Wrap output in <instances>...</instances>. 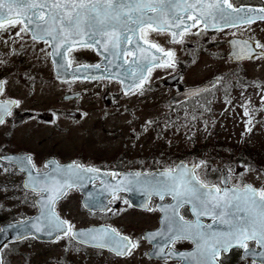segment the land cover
Segmentation results:
<instances>
[{"label":"snow or ice","instance_id":"snow-or-ice-1","mask_svg":"<svg viewBox=\"0 0 264 264\" xmlns=\"http://www.w3.org/2000/svg\"><path fill=\"white\" fill-rule=\"evenodd\" d=\"M257 21L264 25V0L259 3L244 0H0V41L9 49L6 55H18L25 47H30L40 54L39 59L51 61L55 79L70 90L65 99L77 101L88 89L71 91L76 81H94L99 87L116 82L125 96L144 95L154 87V70L159 68L166 75L169 69L175 70L176 48L165 47L152 38L153 33L165 36L170 44L184 45L192 35L207 36L215 41L217 33L229 29L231 34L225 32L224 35L229 36L231 51L211 53L212 56L226 55L234 62H264V38L254 31ZM241 26L252 35L238 38L236 33ZM25 40L30 43L21 44L19 49L14 46ZM80 49H92L100 59L93 63L77 61L75 53ZM7 62L0 60V64ZM241 71L237 68L236 73L218 72L207 84L189 87L185 99L197 97L202 91L216 98L222 91L225 108L236 107L230 96L231 89L239 87L243 96L249 87L247 79L237 74ZM24 76L34 85V76L27 72ZM7 82V76L0 77V97H4L0 98V125H6L7 118L13 116V108L22 103L20 98L5 97ZM251 83L259 89L260 103L257 105L248 98L239 104L247 118L244 132L252 131V113L264 109V80ZM196 103L199 104V99ZM204 109L211 111L207 99ZM76 112L81 117L88 115L81 108H76ZM56 115L61 113L57 110ZM199 115L202 117L203 113ZM185 117L196 119L195 116L189 118L187 112ZM155 124L149 117L143 130ZM203 126L207 129V121H203ZM194 132L195 129L189 135ZM231 163L218 167L204 158L195 159L191 164L181 161L159 170L128 171L101 168L76 159L60 163L50 158L38 165L33 153H10L7 145L0 144V174L24 175L20 183L0 184V190L7 193L9 187L15 189L14 199L21 204L31 203L37 209L35 215L21 214L18 219L0 224V234L10 235L11 241L22 242L44 233L53 240L65 238L64 247L68 251L80 253L83 248L86 253L91 246L107 249L119 257L139 252L141 242L147 240L152 247L141 255L161 264H229L234 252L243 264H264V167L257 170L254 165L239 160L235 163L240 171H235ZM247 172L254 173L260 183L247 180L244 175ZM213 173H218L214 179L211 178ZM97 178L100 180L98 190L88 191L85 185L96 184ZM77 189L84 192L83 208L90 214L100 212L109 217L119 216L132 206L128 194L142 193L143 202L137 206L149 212L159 209L162 213L159 226L142 235L126 233L112 224L77 228L73 220L61 216L57 210V202ZM153 196L158 197V201L147 203ZM116 201L121 204L113 207ZM4 207L0 202V208ZM182 210L189 215H184ZM180 241H191L193 246L181 250L176 247ZM6 250L11 251L7 242L0 245V264H9Z\"/></svg>","mask_w":264,"mask_h":264},{"label":"rangeland","instance_id":"rangeland-1","mask_svg":"<svg viewBox=\"0 0 264 264\" xmlns=\"http://www.w3.org/2000/svg\"><path fill=\"white\" fill-rule=\"evenodd\" d=\"M262 27L264 28V25H262ZM255 32L257 36L264 38V31H262V29L259 31L255 30ZM218 39V46H225V44L221 42L222 34L216 35V40ZM19 45L18 42L14 46L19 49ZM181 46L182 45L178 44L177 48ZM37 47H39V45H37ZM204 48H206V46L196 49L198 60L196 63H190L188 65L184 79L188 83L194 84L211 78L218 72L236 73L237 68L241 69L242 71L237 74L247 79L249 87L244 90L243 96L240 95L241 89L239 87L234 86L231 89V97L233 95L232 101L233 104L237 105L236 107L229 106V108L226 109L223 98L219 96L217 100L211 102L213 113L210 111L209 114L204 113L203 116L200 117L196 113L188 112L189 118L192 116H199L196 117L195 120H191L186 119L182 107H175L168 102L170 87L158 88V85L155 83L154 87L150 91L145 92L144 95H129L122 97L121 100H114V96L111 94L112 90H103L100 92L108 94L113 100L112 103H117L119 101L121 105H119L116 112H111V114H113L112 116L109 115L110 117L97 124L90 123L91 120L95 118V112H87L83 109L87 102L81 100L77 101L75 98L69 100L65 99L69 101L70 105L67 111L71 112L75 111L76 108H81L90 115V117L84 118L86 122H82L81 125L76 122L81 121L79 117L68 119V121L63 120L64 123L70 122L72 126L70 129V135H72L70 145L77 147L80 154L86 156V159L88 158L87 161H99L113 156L121 158L124 162H143L151 165H156L159 162L165 165H171L180 157L189 158L193 157V155H205L208 153L210 157H213L215 154L223 156V159L221 156H218L219 159L208 158L206 155L204 157L218 167L224 164L225 158L239 155L238 153L241 150L249 149L252 154L255 155L257 161L255 164L264 167V120L257 118L258 114L261 116L264 115V109H261L258 113H252L254 116L252 131L244 132L247 118L244 116L239 106V104L243 103L244 99L248 98L257 105L260 103L258 96L259 89L256 85L252 84L251 81L256 79L264 80V62L256 61L254 64H248V62L252 61H246L245 63L232 62L227 59L226 55H223L222 58L207 55V53L203 51ZM26 49L29 50L28 47H26ZM225 49L226 47L220 49L217 53L226 54ZM8 51V47H5L3 42L0 41V60L8 61L7 64L0 65L6 67L7 73L12 75L10 85H8L9 93L6 89L7 95L20 98L24 103L27 102V104L31 102L33 105L31 107H34L33 109L39 108L45 110L46 108L44 106H48L51 109V107L59 105L57 95L58 93H66V88L56 85L48 87L45 81H41L37 85L27 84V78L24 76L23 68L18 66V62L23 59L19 58V54L7 56L6 54ZM204 58L205 63L198 62ZM210 58H214V60L211 61ZM241 65H243L244 68ZM41 66H45L44 70L41 69ZM48 68H50L49 64L44 63L39 66L38 70L44 73ZM182 69L185 73L184 65H182ZM28 74L31 76V72ZM158 75L159 74H157L156 77H158ZM254 76L258 77L251 79ZM228 78H231V76ZM33 87L35 89L34 91H32ZM28 90H31L32 93H29ZM73 91H75V89ZM33 94H35L34 97L38 98L37 102H34L33 98L31 99ZM104 94H102V96ZM218 95L223 94H217V96ZM101 100L104 102L103 97ZM50 112L56 114L55 110L49 111V113ZM178 116L179 119L177 120ZM149 117L155 120L156 124L148 127L147 131H144L145 121ZM51 120L47 119L41 124V126L45 128L41 131V135H47V132L50 130V124L60 121L57 117ZM203 121H207V129L203 126ZM165 124H168L169 127L165 128ZM7 125L8 123L5 126ZM5 126L1 128L4 129ZM18 127H20V129L23 127L26 128L25 131L20 132L21 136L28 129V125L25 122H21ZM133 129L135 131H133ZM193 129H195L194 135L190 136L189 133L192 132ZM137 133H139V135H137ZM5 139L12 142L11 136ZM2 140L3 136L0 137V144ZM204 140L207 141V144H203ZM12 144L13 146L16 145L13 142ZM17 144L19 148H29L30 150H32V148L38 149L36 152L37 155H35L37 159H42L48 153L59 151L57 146L49 147L48 145H40L35 140H31L30 146H27L25 143ZM21 145L27 147H22ZM233 168H238L235 163L233 164ZM23 207L27 212L33 211V209H30L32 207L31 205H22V208ZM64 207H66V209H64L65 214L75 218L77 223H86L96 219V217H91L92 214L79 206V201L76 196L71 198L69 203ZM124 215L121 220H117V222L123 223L129 231H139V229L143 228L140 226L150 224L149 221L151 218L147 217L149 219L148 221L145 216H142L144 214L140 215L134 212H128ZM59 247L60 242L46 244L44 242L32 241L26 246L29 257H25V259L29 261V264H65L56 261L59 258H63V251H60L58 249ZM142 252L144 251L140 248L139 252L134 253L132 256L128 257L130 258L128 259L127 257L117 258L104 251L91 250L90 256H83L80 254L72 257L68 264H153L147 257L141 255ZM49 259L54 260L49 262ZM125 259L128 260L124 261ZM22 262L23 258L15 259V264H22ZM156 264L159 263L157 262Z\"/></svg>","mask_w":264,"mask_h":264},{"label":"flooded vegetation","instance_id":"flooded-vegetation-1","mask_svg":"<svg viewBox=\"0 0 264 264\" xmlns=\"http://www.w3.org/2000/svg\"><path fill=\"white\" fill-rule=\"evenodd\" d=\"M244 2H248V3H259L260 0H244ZM262 28V24H260L258 21L256 22V25L254 26V31L255 30H260ZM232 30L229 29H224L222 32L217 33L216 35L222 34V40L221 42L225 44V46H223L225 49V53H228L231 51L230 46L228 44V40H229V36H225L224 33L228 32L229 34H231ZM211 32V30H210ZM238 38H245V37H249L252 35L251 32L247 31V28L245 26H241V30L239 32L236 33ZM152 38L157 40L159 43L163 44L165 47H175L176 48V57H177V66L175 70L170 69V73L165 75V73L163 71H161L159 68H157L156 70H154L153 72V84H157L158 88H163L166 87V84H168V87H170V95H172L174 92L186 87V86H191V85H197V84H191L188 83L187 81H185L184 79V73L183 69H182V65H184L185 67V71L187 69L188 64L190 63V61H194V63L197 62L198 60V55L196 52L197 48H202L203 44H204V39L207 38L206 44L208 46L213 45L215 42L212 40H209L207 36H203V37H198L195 35H192L191 37H189L186 41L185 44L182 45L181 47L177 48L178 44H170L169 42H167V40L165 39V36L163 35H159V34H152ZM219 41V39H218ZM76 59L77 61L80 62H89V63H93L96 60L100 59V57L98 56V54L92 50V49H80L77 50L75 53ZM31 56L30 55H26L25 56V66H27V60H30ZM246 61L249 60H243L240 61L238 63H245ZM23 61H21L22 63ZM234 62V61H232ZM192 64V63H191ZM244 68V67H243ZM157 74L159 79H157ZM177 75L175 78H173L172 80H169V78L171 76ZM181 76L183 77V79H181ZM87 88L88 91L90 90V88H92L95 91H103V90H112L113 95L117 98L119 96H122L123 94L118 90L117 84L116 82H112L111 85H108L106 87H99V85L96 84V82L94 81H76L73 85H72V89L75 91H82V89ZM217 88H219V85H217ZM69 91V89H67ZM72 91V90H71ZM86 92H83V94ZM205 94L207 96V100L210 102H213L214 100H217L219 96H221L223 98V95H218L217 94H223V92H218L216 94V98H213V96L211 95L210 92H201L197 97L201 96ZM6 96V95H5ZM231 96V93H230ZM197 97H189L188 99H183L180 101H177L175 103H171L172 105H174L175 107H182V108H188V106H194V102L192 101V99L197 98ZM233 97V95H232ZM231 97V99H232ZM0 98H4V97H0ZM97 101L100 103V99H97ZM93 105V104H92ZM95 106V105H93ZM20 112V110H13V115L12 117H8L7 120L8 121V125H0V137L3 136V140L1 141V144H5L7 145V151L9 152H20V151H27V152H31L34 154V159L36 161V163L38 165H42L43 161L49 157H55L57 158L59 161H67L71 158V152H70V145L66 142L67 137H63V136H56L54 135V133L61 131L60 126H54L52 130L47 132V135H41V131L45 128H43L41 126V121H16V116L17 114ZM46 115H48V113H46ZM14 121V123H13ZM21 122H25V123H30V126L28 127V129L26 130V132L21 136L20 132L21 131H25V128H19L18 126H14V125H20ZM5 126L4 129H2L1 127ZM2 129V130H1ZM10 132L11 135H8L7 133ZM12 139V142L14 144H16L15 146H13L12 142L9 140H6V137H10ZM15 138H14V137ZM31 140H35L37 141L38 144L40 145H44V146H49V147H58L59 151H55V152H51L48 153L47 155H45L42 159H37L35 157V155H37V150L38 149H34L32 148V150H30L29 148L25 149V148H19L17 143H21V144H27V146H30L31 144ZM65 140V142H64ZM33 145V144H32ZM22 147H27L24 145H21ZM78 157H83L82 154H80V152H78L77 154ZM239 157V156H238ZM65 158V159H64ZM228 158V157H227ZM252 164V163H250ZM255 166V168L257 170H259V168H261V166H258L257 164H252ZM141 168H144L145 165L142 164L140 166ZM232 167V166H231ZM233 168V167H232ZM235 171H240V168H233ZM218 175V173H213L211 178H215V176ZM245 178L255 184H259L260 181L256 180L254 177V173L252 172H247L244 174ZM23 179V173H16L15 175L12 174H7V175H3L0 174V184H17L20 183ZM235 179V178H234ZM16 192L15 189H12L11 187H9V190L7 193H5L3 190H0V202H2L5 207L4 208H0V224H2L5 221H9L12 219H15L17 217H19L22 214L21 211V207L22 205H31V203L29 204H21L19 201H17L16 199L13 198V193ZM19 194V193H16ZM168 198H166L167 200ZM158 201V197L153 196L150 199L149 204H154L155 202ZM61 202V201H60ZM60 202H59V206H60ZM121 202H117L114 205H112L113 207H118L120 206ZM8 206H11V210H8ZM30 209H34V211L36 210L35 207H31ZM25 210V209H24ZM127 212L130 211H135L134 213L136 214H144L142 216L150 217V221L148 219V221L150 222V224H144L143 227L141 229H139V231H129L126 227H121L120 229L124 232L127 233H134V234H143L145 231L148 230H152L156 227L159 226V219L160 216L162 215V213L159 211V209H156L154 211H147L145 209H139V208H134L133 206L128 207ZM184 215H189L188 211L186 210H182ZM30 212V211H29ZM29 212H24V213H29ZM33 211H31L30 213H32ZM116 217V215H113L111 217H109L106 213H97L96 214V219L98 223H110L113 222V219ZM193 245L191 243V241H180L176 244V247L183 250V249H188L191 248ZM152 247V244L147 241V240H143L141 242V247L143 249V251H147ZM69 253L72 254H76L75 252L72 251H68ZM85 252L84 249L82 248L81 253ZM151 262H158L159 264H161L160 261L156 260V259H152L150 260ZM229 264H243L242 261H240L239 259V255L237 253H233L230 258H229Z\"/></svg>","mask_w":264,"mask_h":264},{"label":"water","instance_id":"water-1","mask_svg":"<svg viewBox=\"0 0 264 264\" xmlns=\"http://www.w3.org/2000/svg\"><path fill=\"white\" fill-rule=\"evenodd\" d=\"M185 92H186V90H185ZM130 197H131V196H130ZM45 236H47V235L44 234V233L39 234V237H40V238H43V237H45ZM5 238H6V237H5L3 234H0V245L4 244V242H6L7 239H5ZM7 238L10 239V235H9Z\"/></svg>","mask_w":264,"mask_h":264}]
</instances>
